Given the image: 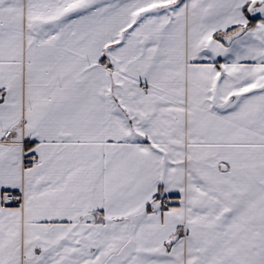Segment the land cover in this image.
<instances>
[{"label": "snow or ice", "instance_id": "1", "mask_svg": "<svg viewBox=\"0 0 264 264\" xmlns=\"http://www.w3.org/2000/svg\"><path fill=\"white\" fill-rule=\"evenodd\" d=\"M0 264H264V0H0Z\"/></svg>", "mask_w": 264, "mask_h": 264}]
</instances>
